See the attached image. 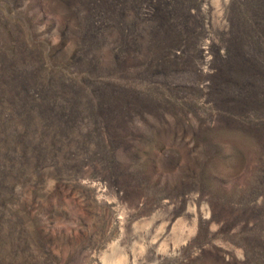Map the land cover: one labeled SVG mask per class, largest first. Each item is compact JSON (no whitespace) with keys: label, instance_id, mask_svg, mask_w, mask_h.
Wrapping results in <instances>:
<instances>
[{"label":"rangeland","instance_id":"obj_1","mask_svg":"<svg viewBox=\"0 0 264 264\" xmlns=\"http://www.w3.org/2000/svg\"><path fill=\"white\" fill-rule=\"evenodd\" d=\"M111 1L0 0V65L39 75L0 112V264H264V107L214 84L252 0Z\"/></svg>","mask_w":264,"mask_h":264},{"label":"trees","instance_id":"obj_2","mask_svg":"<svg viewBox=\"0 0 264 264\" xmlns=\"http://www.w3.org/2000/svg\"><path fill=\"white\" fill-rule=\"evenodd\" d=\"M82 1H84V5L87 4L89 12L98 10L102 13H107L114 7L111 0ZM251 3L252 5H249V15L255 25H252L253 28L251 29L255 31L260 40L256 39L258 43L256 42L254 47V43L250 39V32L244 25L242 26L236 12L231 9L233 33L228 49L229 55L226 57L228 59L225 61L229 65H226L223 69L219 65L217 77H215L214 81L215 86H218L219 91H221V100L225 104L231 102L232 106L235 107V111L239 112L246 110V105L257 103L258 101L262 105L261 107H264V90L257 88L258 83L264 81V0H252ZM166 13L168 12L166 11ZM165 23L162 28L170 31V28H167ZM166 25L168 24L166 23ZM4 68L5 66L0 65V112L9 107L12 115H15V112L20 114V110L23 111L24 115H29L28 110L31 106L28 99L31 94L29 91L38 80V70L35 69L32 73L24 75L19 72L5 71ZM233 86L246 88L249 92L242 97L231 95L230 91ZM112 95H100L101 97L97 98V102L100 104V107L96 109L97 115H107V111L115 113L120 111L122 107L119 100L120 96ZM108 97L109 100H106ZM51 106L47 108L50 110ZM75 112L71 116H75Z\"/></svg>","mask_w":264,"mask_h":264},{"label":"bare ground","instance_id":"obj_3","mask_svg":"<svg viewBox=\"0 0 264 264\" xmlns=\"http://www.w3.org/2000/svg\"><path fill=\"white\" fill-rule=\"evenodd\" d=\"M171 10L176 14V16L174 17L175 20H178V22L181 24V26H185L184 24V20L186 18V13L184 12L185 10H183L181 7L179 6H174L173 9L171 8ZM168 11V10H166ZM230 17V16H229ZM173 18V17H172ZM231 22V21H230ZM220 30V29H219ZM224 33L223 30L222 31H218L217 29H215L214 33L211 35L212 39L209 41L208 45H207V51H211L214 47H216V40L215 39H219L220 45H227V43L229 42L228 37H219L218 38V34H222ZM227 34V33H226ZM225 34V35H226ZM220 36V35H219ZM232 36V35H231ZM231 41V40H230ZM218 45V44H217ZM231 48V47H230ZM255 61V60H254ZM261 87V86H260Z\"/></svg>","mask_w":264,"mask_h":264}]
</instances>
